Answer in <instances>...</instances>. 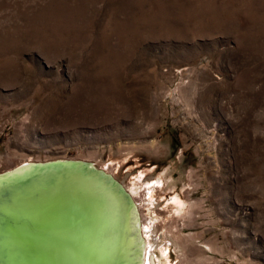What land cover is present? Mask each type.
I'll return each mask as SVG.
<instances>
[{"label": "rangeland", "instance_id": "rangeland-1", "mask_svg": "<svg viewBox=\"0 0 264 264\" xmlns=\"http://www.w3.org/2000/svg\"><path fill=\"white\" fill-rule=\"evenodd\" d=\"M55 159L122 185L156 264H264V0H0V174Z\"/></svg>", "mask_w": 264, "mask_h": 264}, {"label": "bare ground", "instance_id": "bare-ground-1", "mask_svg": "<svg viewBox=\"0 0 264 264\" xmlns=\"http://www.w3.org/2000/svg\"><path fill=\"white\" fill-rule=\"evenodd\" d=\"M28 163L29 162L24 163V166L21 169H19L18 166L11 171L4 172L5 174L1 173L0 187L9 186L6 187V190L5 188L3 189L5 190V193H8L13 189H21L14 187L19 180L22 182L23 180L30 178L29 180L31 181V184L26 186L29 188L27 192H30L31 189V192H33L35 197L24 198L22 194H20V191L22 190L15 191L10 198H1L3 200L2 203H0V213L5 215V217H14L15 212L18 211L15 210L13 201H18L17 209L31 215V212L28 211L27 202H32L34 206L40 207V203H37L36 199V197L43 199L40 189L46 191L57 189L63 192L67 191V203H62L60 206L67 209H73L70 210L71 215H74L75 213L80 218L85 217L87 232L91 238H94L93 248H90V244H88L85 239L88 235L86 234V231H80L79 228L81 227L78 226L79 223L76 225V219L74 221V218L70 220V216L68 217V215L63 212L59 215L61 216V222L59 219L57 224H65L67 230L64 231L63 236H53L49 238L52 242L55 241V247L47 244L49 245V248L46 250L42 246L44 252L40 253L44 260L43 264H156L155 257H153L154 255L150 254L147 256L144 241L142 244V250H138L137 244L140 245V243L137 242L136 238H133L134 235L127 223V221H129V214L126 213V206L120 204L115 195L113 198V196L107 194H104L106 195L104 197V205L100 204L98 199L99 196H96V191H92V187L95 185L101 187L107 186L104 182H101L100 184L98 183L102 178L98 179L95 175L86 176V184L83 187L82 185L80 186V183L78 182L72 190H69L71 186H66L69 182L68 180L74 179L76 181L83 178L82 176H77L81 173L79 169L70 166H51L50 168L45 169L38 168L34 165H28ZM91 165L94 168H97L93 163H91ZM9 177H13V180H8ZM77 186L79 189L76 188ZM97 189L99 188L97 187ZM46 191L44 193H46ZM27 196L29 195L27 194L26 197ZM175 198L178 199V197ZM6 203L8 204L7 207ZM53 211H55V209ZM140 227V237H142L141 224ZM39 237L43 238L46 242L49 240L46 239V236L43 237L40 235ZM2 240L3 239L0 241V248H2L0 252L4 256L0 255V264H6V262L7 264H34L35 262H39L36 261V259L31 258V256L27 259V257L23 256L22 252L16 251L11 247L6 248L7 243ZM32 245H34V243H32ZM103 245H106L105 251H103Z\"/></svg>", "mask_w": 264, "mask_h": 264}, {"label": "water", "instance_id": "water-1", "mask_svg": "<svg viewBox=\"0 0 264 264\" xmlns=\"http://www.w3.org/2000/svg\"><path fill=\"white\" fill-rule=\"evenodd\" d=\"M28 165H34L37 166L38 168H50L51 166H61V167H74L75 169H79L81 173L77 176H82L80 180H68V184L66 185L71 186L69 190H72L74 186L79 182L80 186L82 187L86 184V176L90 175H95L99 178H102L99 184L101 182H104L107 186H97L95 185L92 191H96L97 195L99 196V202L101 205H104L105 200L104 197L107 195L113 196V198L116 196L118 198V202L120 204H123L126 206V213L128 215V220L127 223L130 226V229L134 235L133 238L137 239V242L140 243V245L137 244L138 250H142V244H143V238L140 237V224H139V215L138 211L136 208V205L130 196V194L122 187V185L115 179L113 178L112 175L94 168L91 165V162L87 161H78V160H53V161H45V162H39V163H33L29 162ZM24 166V164L19 166V169H21ZM5 174V173H4ZM85 175V177H84ZM65 186V187H66ZM97 187L99 189H97ZM77 189L78 186L76 187ZM26 189V188H25ZM25 189L20 191V194L24 198H34L35 196L33 195L32 190L30 189V192H27ZM28 189V188H27ZM29 190V189H28ZM43 199L36 197L38 202L40 203V207L34 206L31 203L27 202L28 204V211L31 212L30 214H27L23 211H20L17 209L18 207V201H13V204L15 206V210L18 212H15V216L11 217H5V215H2L0 213V241L6 242V248H13L16 251L22 252L23 256L29 257L36 259L34 264H43V259L41 257L40 252H44V248L47 250L50 246H56L55 241L52 242L49 238L53 236H63L64 231L67 230L65 227V224H57L59 222L58 220L60 219L61 222V216L63 212L70 216V220L73 221L76 219L75 223L76 225L79 223L78 226L80 231L87 232V226L85 222V217H78L77 214L71 215L70 210H73L71 208H65L60 206L62 203L66 204L67 203V197L68 193L67 191L63 192L59 189L57 190H41ZM46 191V193H44ZM44 193V194H43ZM29 195L26 197V195ZM73 194V193H72ZM115 195V196H114ZM55 209V211H53ZM116 211V210H115ZM93 212V211H92ZM74 216V217H73ZM76 217V218H75ZM132 218V219H130ZM70 226V225H69ZM63 227V228H61ZM69 228V227H68ZM79 231V232H80ZM46 236V239H49L48 242L44 241L43 238L39 236ZM86 242L90 244V248H93V239L89 236V234L86 236ZM34 243V245H32ZM42 244V245H40ZM49 244V245H47ZM87 244V243H86ZM85 244V245H86ZM46 245V246H45ZM44 248H43V247ZM89 248V247H88ZM89 248V249H90ZM103 251L106 250V245H103ZM21 254V255H22ZM46 264V263H44Z\"/></svg>", "mask_w": 264, "mask_h": 264}]
</instances>
